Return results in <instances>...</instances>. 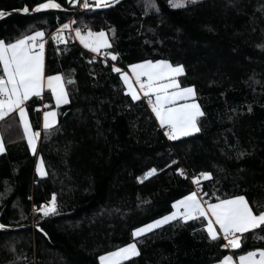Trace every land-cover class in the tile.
<instances>
[{
	"label": "trees",
	"instance_id": "obj_1",
	"mask_svg": "<svg viewBox=\"0 0 264 264\" xmlns=\"http://www.w3.org/2000/svg\"><path fill=\"white\" fill-rule=\"evenodd\" d=\"M40 2L0 0V10ZM57 2L61 9L0 20V39L36 30L47 35L73 14L74 28L105 31L106 49L118 56L103 61L76 39L47 40L45 74L65 77L69 103L57 108L48 90L26 102L30 124L40 132L35 153L18 114L0 120V264H100L101 253L130 242L139 254L121 264H209L264 248L250 234L240 249L222 248L223 237L208 239L203 217L132 237L134 228L194 191L191 178L204 171L211 177L199 179L202 200L243 195L254 212L264 209V0H195L178 8L168 0H122L93 10ZM158 59L183 66L178 81L194 86L204 113L199 132L168 139L144 98L132 101L111 70ZM48 108L56 109L57 124L45 134L40 115ZM37 154L45 176L35 172ZM151 168L157 171L144 178ZM53 194L55 215L33 211Z\"/></svg>",
	"mask_w": 264,
	"mask_h": 264
},
{
	"label": "snow or ice",
	"instance_id": "obj_2",
	"mask_svg": "<svg viewBox=\"0 0 264 264\" xmlns=\"http://www.w3.org/2000/svg\"><path fill=\"white\" fill-rule=\"evenodd\" d=\"M168 2L171 7L178 8L183 7L185 3H195V0H168ZM69 3L77 5L78 0H69ZM117 3L118 0H83L78 6L82 9L93 10L107 8L111 4ZM149 6L154 7V4ZM61 7V3L57 0H43L31 9L25 5L20 11L27 13L29 11L61 9ZM3 15L4 12L0 10V16ZM68 28H70V24H61L52 33V39L63 41L65 37L62 31ZM74 31L76 38L85 48L93 53L100 52L101 55L110 57L112 61L117 60L118 53L113 51L101 52V49L111 48L105 31L93 32L89 30L82 33L80 28H76ZM45 35L43 30H36L32 31L30 35H22L10 42L0 39V69H2V74H0V119H4L9 114H18L24 138L29 150L33 153L37 151L36 144L40 132L34 131L28 121L26 102L30 100V97H40L43 90L47 88L51 90L57 108L69 103L65 77L61 73L45 76ZM129 69L131 70V77L116 64L111 66L112 72L119 74L120 80L125 86L124 91L130 95L132 101L140 100V94H143L168 139L176 140L201 130L198 126V118L204 113L200 105L193 99L196 96L194 86L182 87L177 79L184 73L182 65H173L168 60H144L141 63L129 65ZM132 77H134V83L138 85V88L133 86ZM142 77L144 79H141ZM73 82L70 77L67 78L68 84ZM178 101L182 102L177 103ZM56 124V109L45 110L42 125L45 134L52 130ZM4 151L5 145L3 139H0V153ZM156 171L155 168L148 169L143 176L147 178ZM176 171L182 176L187 175L183 169L177 168ZM36 172L40 176L47 174L40 158H37ZM210 177L211 173L204 171L191 179L192 183L198 186L199 179ZM137 179L139 180L140 177ZM172 209L167 215L134 228L132 237L136 238L177 219L186 222L203 217L208 221L204 225V230L210 241H218L220 234L223 235L225 243L220 245L222 248L240 249L245 242L246 234L252 235L254 239L264 240V236H258L253 231L264 232V209L254 212L243 195H236L229 199H218L216 203H208L200 198L198 191H192L175 200L172 203ZM33 211L40 213L43 217L55 215L58 211L55 194L46 203L39 206L33 205ZM213 224L219 226V231L214 228ZM4 227L5 225L0 224V229ZM138 254L136 243L131 242L101 255L99 260L101 264H121V261ZM236 260L238 264H264V248L258 247L252 251H247L239 255ZM217 264H235V262L232 256L224 255Z\"/></svg>",
	"mask_w": 264,
	"mask_h": 264
},
{
	"label": "built area",
	"instance_id": "obj_3",
	"mask_svg": "<svg viewBox=\"0 0 264 264\" xmlns=\"http://www.w3.org/2000/svg\"><path fill=\"white\" fill-rule=\"evenodd\" d=\"M82 2H83V0H78V3H77V5H76V7H75L76 10L81 9V8L78 6V4H79V3H82ZM72 21H73V14L70 15V16H69L64 22H62V23L58 24L56 27H54V28H53V29H52L47 35H45V39H46V41H47V40H51V41H53L54 43H62V42H64V41H66L67 39H75V36H74V27H73ZM64 23H68V24H70V28H68V29H64V30L62 31V34H63V36L65 37V39H64L63 41H54V40L52 39V33L55 32L56 29L59 28L60 25H61V24H64ZM86 30H87L86 26L83 25V31H86ZM106 51H108L106 48L101 49V52H106ZM93 55H94L93 57H96V56H97V57H100L103 61H106V58H107V57L104 56V55H101L100 52L93 53ZM142 79H143V77H142ZM142 97L144 98V102H145L146 106H147L148 108H150L149 105H148V103H147L146 98H145L144 96H142ZM161 129H162V128H161ZM162 131H163V133H164V129H162ZM194 186H195V188L197 189V191L199 192L200 190H199L198 186L195 185V184H194Z\"/></svg>",
	"mask_w": 264,
	"mask_h": 264
},
{
	"label": "crops",
	"instance_id": "obj_4",
	"mask_svg": "<svg viewBox=\"0 0 264 264\" xmlns=\"http://www.w3.org/2000/svg\"><path fill=\"white\" fill-rule=\"evenodd\" d=\"M31 34V33H30ZM30 34H28V35H30ZM44 44H46V39H45V37H44ZM44 59H45V47H44ZM158 60H162V59H158ZM144 61V60H143ZM143 61H138V62H134V63H131V64H129V65H132V64H137V63H141V62H143ZM154 61H156V60H154ZM129 65L127 66V68L125 69V70H123L124 72H126L130 77H131V70L129 69ZM54 74H56V73H54ZM54 74H49V75H54ZM45 76H47L46 74H45ZM178 79V78H177ZM132 81H133V86L134 87H136V88H138V85L136 86L135 85V83H134V77H132ZM179 82V81H178ZM44 90H48V91H50V93H51V90L50 89H47V88H45ZM43 90V91H44ZM43 93V92H42ZM41 93V94H42ZM52 96V95H51ZM143 96V94L141 93L140 94V97H142ZM31 98V97H30ZM194 98V97H193ZM153 99H154V97H153ZM52 100H53V102H54V104H55V100L52 98ZM56 105V104H55ZM53 108H48V109H44V110H42L41 111V115H40V127L41 128H43V112L45 111V110H52ZM154 115V114H153ZM154 117H155V115H154ZM18 118H19V116H18ZM1 120V119H0ZM28 121H29V117H28ZM157 121V120H156ZM158 122V121H157ZM29 123H30V121H29ZM158 124H159V122H158ZM31 125V124H30ZM32 127V126H31ZM22 128V127H21ZM33 129V128H32ZM34 130V129H33ZM22 131H23V129H22ZM35 131V130H34ZM1 139V138H0ZM26 140V139H25ZM38 140H39V137L37 138V144H36V147L38 146ZM26 143H27V141H26ZM37 158H40V156L37 154L36 155V158H35V172H36V163H37ZM41 159V158H40ZM45 169V168H44ZM36 174H37V172H36ZM38 175V174H37ZM40 176V175H39ZM190 192H192V191H190ZM188 194V193H187ZM186 194V195H187ZM182 197V196H181ZM180 197V198H181ZM233 197V196H232ZM180 198H178V199H180ZM201 198V197H200ZM229 198H231V197H228V198H225V199H229ZM178 199H176V200H178ZM247 200V199H246ZM218 200H216V201H212V202H208V203H216ZM173 210V209H172ZM171 210V211H172ZM170 211V212H171ZM169 212V213H170ZM168 214V213H167ZM167 214H165V215H167ZM210 215V214H209ZM164 216V215H163ZM162 217V216H161ZM207 221V220H206ZM207 223H208V221H207ZM206 223V224H207ZM213 226H214V228H216L217 229V231H219V226L218 225H215V224H213ZM220 236L221 237H223V235L222 234H220ZM250 251H252V250H250ZM244 254V253H243ZM227 255H230V256H232L233 257V260H234V262H235V264H238V261L236 260V258L239 256H237V257H234L231 253H229V254H227ZM240 255H242V254H240ZM217 262L218 261H216V262H212V263H209V264H217Z\"/></svg>",
	"mask_w": 264,
	"mask_h": 264
},
{
	"label": "water",
	"instance_id": "obj_5",
	"mask_svg": "<svg viewBox=\"0 0 264 264\" xmlns=\"http://www.w3.org/2000/svg\"><path fill=\"white\" fill-rule=\"evenodd\" d=\"M120 1H122V0H118V3H119ZM118 3H117V4H118ZM114 5H116V4H111L109 7H112V6H114ZM109 7H107V8H109ZM99 9H106V8H99ZM2 11L4 12V15H3V16H0V20L4 19V18H6V17H8V16H10V15H14V14H17V13H20V12H21L19 9H13V10H2ZM37 229H38L41 233L45 234L44 231H41V229H40L39 227H37Z\"/></svg>",
	"mask_w": 264,
	"mask_h": 264
},
{
	"label": "rangeland",
	"instance_id": "obj_6",
	"mask_svg": "<svg viewBox=\"0 0 264 264\" xmlns=\"http://www.w3.org/2000/svg\"><path fill=\"white\" fill-rule=\"evenodd\" d=\"M74 29H76V28H74ZM81 29V32L82 33H84V32H87V31H89L90 29H87L86 31H83V26L80 28ZM91 31H93V32H98V31H95V30H91ZM99 31H101V30H99ZM105 34H106V32H105ZM74 36H75V39H76V41L80 44V45H82L81 43H80V41H79V39L78 38H76V34H75V31H74ZM106 38H107V35H106ZM108 39V38H107ZM109 41V40H108ZM83 46V45H82ZM84 47V46H83ZM173 65H176V64H173ZM142 79V78H141ZM144 79V78H143ZM137 86V85H136ZM185 86H190V85H185ZM182 87H184V86H182ZM194 99V98H193ZM196 101V100H195ZM182 101H178L177 103H181ZM196 103H197V101H196ZM151 109V108H150ZM131 243V242H130ZM125 245H127V244H125ZM125 245H121V246H118V247H122V246H125ZM117 248V247H116ZM116 248H114V249H111V250H109V251H106V252H104V253H101L100 255H99V257L101 256V255H104L105 253H107V252H110V251H113V250H115ZM98 257V258H99ZM99 262H100V260H99ZM100 264H101V262H100Z\"/></svg>",
	"mask_w": 264,
	"mask_h": 264
},
{
	"label": "bare ground",
	"instance_id": "obj_7",
	"mask_svg": "<svg viewBox=\"0 0 264 264\" xmlns=\"http://www.w3.org/2000/svg\"><path fill=\"white\" fill-rule=\"evenodd\" d=\"M198 188H199V185H198ZM199 190H200V188H199ZM194 191H197V189L195 188V186H194ZM200 192H201V190L199 191V195H200Z\"/></svg>",
	"mask_w": 264,
	"mask_h": 264
}]
</instances>
